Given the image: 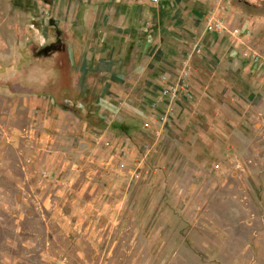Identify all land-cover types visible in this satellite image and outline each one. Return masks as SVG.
<instances>
[{
	"label": "rangeland",
	"instance_id": "rangeland-1",
	"mask_svg": "<svg viewBox=\"0 0 264 264\" xmlns=\"http://www.w3.org/2000/svg\"><path fill=\"white\" fill-rule=\"evenodd\" d=\"M87 21L152 67L105 116L24 81L67 70L64 24ZM194 43L191 102L152 145L138 110ZM0 264H264V0H0Z\"/></svg>",
	"mask_w": 264,
	"mask_h": 264
},
{
	"label": "crops",
	"instance_id": "crops-1",
	"mask_svg": "<svg viewBox=\"0 0 264 264\" xmlns=\"http://www.w3.org/2000/svg\"><path fill=\"white\" fill-rule=\"evenodd\" d=\"M112 26L113 24H110L102 30H96L90 21L84 24H76L73 28H69L64 24L62 32L66 33L64 35L67 39L66 53L69 54L67 70L60 68L55 55L46 59L42 57L40 60H30V65L26 69L24 77L26 85L32 86L35 94L42 97L49 96L48 93H53L58 97H69V94L73 92L77 94L78 90V102L82 105L86 103L84 111H89L93 117L107 115V109L117 110L114 100L117 98L118 91L124 87H132L130 82L135 83L138 87L144 85L147 74L152 67L149 68L139 63L140 58L137 60V57L133 56L130 57L131 60L126 65L124 61L127 60L130 54L128 46L130 37H126V41L121 38L124 35L129 36V29L120 32ZM194 45L198 47V43L192 44L189 47V53L185 54L184 52L178 65H173L176 75L168 73L169 80L172 83L176 82L178 75L186 70V67H184V62H186L188 68L187 76L184 79L186 90H180L178 98L175 99L162 95L160 88L164 83L161 76L167 73L163 72L155 76L154 80L157 87H159V93L147 99L145 108L138 110L142 130L153 136L154 142L152 145H157L163 132H166L175 122L178 115L177 110L187 105V102H191L190 99L193 97V93L190 81V71L192 69L190 59L193 54L201 52V50L199 52L193 51ZM132 51L133 55L134 50L132 49ZM136 51L138 49L135 47ZM88 57L90 58L88 59ZM84 58L86 59L82 63ZM106 60L107 63L102 65ZM133 60L137 62L131 63ZM94 62L95 64H92ZM63 71L67 72L65 78L62 77ZM138 91H140L139 88L136 91L137 93L132 91L130 94L139 100L146 94L144 92L138 93ZM61 112L56 111V114H63Z\"/></svg>",
	"mask_w": 264,
	"mask_h": 264
},
{
	"label": "built area",
	"instance_id": "built-area-1",
	"mask_svg": "<svg viewBox=\"0 0 264 264\" xmlns=\"http://www.w3.org/2000/svg\"><path fill=\"white\" fill-rule=\"evenodd\" d=\"M159 0H152L154 4H157ZM208 28L213 31H221L225 30V27L219 21H210L208 23ZM200 47L196 45L193 46L192 50L199 52ZM191 55V53H190ZM184 67H187V63L184 62ZM188 69L182 71L180 75H178L176 82L172 83L169 80L168 73H164L161 76V80L164 83L163 88L161 87L162 95H167L172 99L178 98L180 90H186V83L184 82L185 77L187 76ZM167 86V87H164Z\"/></svg>",
	"mask_w": 264,
	"mask_h": 264
}]
</instances>
